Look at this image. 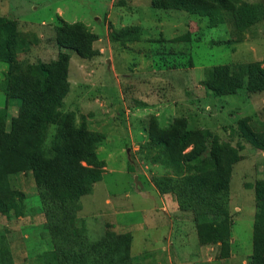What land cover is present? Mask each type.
I'll use <instances>...</instances> for the list:
<instances>
[{"label": "rangeland", "instance_id": "1", "mask_svg": "<svg viewBox=\"0 0 264 264\" xmlns=\"http://www.w3.org/2000/svg\"><path fill=\"white\" fill-rule=\"evenodd\" d=\"M198 6L201 12L212 9L213 16L196 12ZM1 17L8 24L0 39L13 61H0V110L6 112L0 147L23 151L26 138L32 143L39 137L26 131V124L51 106L57 115L41 147L48 163L53 159L46 149L63 117L99 139L94 152L100 178L66 208L72 214L66 220L71 235L82 228L89 242L117 236L112 262L125 247L130 264H167L160 256L168 246L171 264H249L264 150L250 145L237 126L264 117V89L215 96L205 78L216 66L233 71L240 65L264 67V0H0ZM37 67L48 73L43 95L31 87ZM9 75L15 80L4 82ZM236 84L244 86L245 80ZM180 131H190L187 140L194 143L206 132L203 143L209 146L214 137L220 145L219 157L228 169L223 184L228 245L202 242L199 224L182 207L185 201L164 192L163 180L175 176V170L154 139ZM189 149L168 147L174 161ZM229 156L236 160L226 163ZM196 176L210 178L206 172ZM6 179L0 196L9 199L16 192L22 198L18 208L0 213V234L11 256L5 264H60L44 232L46 218L31 172H9ZM200 215V224L213 219ZM261 249L264 242L256 249L258 264H264Z\"/></svg>", "mask_w": 264, "mask_h": 264}, {"label": "trees", "instance_id": "2", "mask_svg": "<svg viewBox=\"0 0 264 264\" xmlns=\"http://www.w3.org/2000/svg\"><path fill=\"white\" fill-rule=\"evenodd\" d=\"M202 7L198 6L196 12H201ZM173 9V8H172ZM207 11L201 14L212 17L214 12ZM200 14V13H199ZM8 21L0 18V30L5 29ZM131 31L133 29H130ZM114 36H118L114 34ZM0 61L11 63V50L6 46V43L0 39ZM57 69L52 72L51 76H56ZM232 67V66H231ZM238 70L233 71L230 66L212 67L206 72L207 86L212 94H234L239 91L246 93H254L264 89V67L260 68L257 65H240ZM235 68V67H233ZM32 74L37 75L36 81L31 87L36 88L38 95H43L46 92V79L48 73L44 68H34ZM53 76V77H54ZM237 79H244L245 85H237ZM15 78L10 75L6 81L12 82ZM8 98L14 99V95L3 89ZM53 103L58 102V98L52 97ZM23 107L19 108V113H23ZM5 109L0 110V131L1 125L5 118ZM55 106L48 109H41L31 120L26 124V131L37 132L39 137L29 143V139L24 141L28 143L25 147V142H22L23 151L16 152L12 148L0 147V194L5 192L4 186L7 185L6 175L9 172H19L21 170L30 171L34 186L38 193L43 215L46 218L44 232L50 234L52 241V257L55 261L59 260L60 264H130L127 249H121V256H117V260L112 262L111 254L115 251L118 243L114 235H108L96 242H89L83 235V229H76L71 235L66 228V220L71 219L72 214L68 211L67 206L71 203L72 197L83 195L89 190V186L97 182L100 178L101 163L95 155V144L99 141L93 135L86 133L84 129L74 127L72 124L65 123V118L57 121V128L53 134L50 143L48 144L47 152L52 155L53 161L48 163L43 159L41 147L45 140L46 128L54 120ZM18 115V114H17ZM57 115V114H56ZM18 117L10 121L17 124ZM14 125V126H15ZM64 128L62 129V127ZM238 133L250 145L255 148L264 150V117L257 119L250 126L240 123L237 126ZM32 134V133H31ZM190 131H180L171 136L159 137L155 136L161 148H163V156L166 157L174 165L175 176L166 178L165 193L175 194V200L183 199L182 207L193 214V220L197 224L199 236L202 242L220 243L228 245L229 236V220L226 212V195L223 184L226 183L225 175L228 169H224L222 165V156L219 157L220 145L213 141L208 146L203 143L209 136L208 133L202 134V139L198 143L190 142ZM62 140V144H59ZM170 144V146H169ZM63 145L60 150L59 146ZM180 147V150L190 149L186 152V156L177 155V159L170 157L168 147ZM224 153V152H223ZM234 155V154H232ZM82 160L85 166H81L78 162ZM236 160V156L224 157L226 163ZM209 161V162H208ZM227 166V165H226ZM206 172L210 178L198 179L196 174ZM196 176V177H195ZM77 177L79 182L72 181ZM201 177V176H200ZM160 187V183H155ZM3 186V187H2ZM209 190V191H205ZM61 191V196L57 197V192ZM56 196V198H53ZM205 196H208L205 201ZM22 198L19 193H11L10 198L0 196V213L7 214L9 210L18 208V201ZM256 209L253 217V233H252V254L249 256V264H258L257 247L260 248V242H264V183H259L255 190ZM73 199V200H74ZM16 200V201H15ZM182 202V201H181ZM210 214L213 219L208 222H198L200 214ZM19 216V214H15ZM201 232V233H200ZM3 235V234H2ZM0 234V264H5L10 260L9 251L5 248L4 237ZM68 235L73 237L69 238ZM125 246V245H124ZM7 250L8 255L4 250ZM264 252V249H261ZM56 258V259H55ZM264 259V258H263ZM3 262V263H2Z\"/></svg>", "mask_w": 264, "mask_h": 264}, {"label": "crops", "instance_id": "3", "mask_svg": "<svg viewBox=\"0 0 264 264\" xmlns=\"http://www.w3.org/2000/svg\"><path fill=\"white\" fill-rule=\"evenodd\" d=\"M145 214V213H144ZM156 215V214H155ZM170 248H168V246H164L161 249V256H160V260H166L167 264H171V257H170V253H169Z\"/></svg>", "mask_w": 264, "mask_h": 264}]
</instances>
